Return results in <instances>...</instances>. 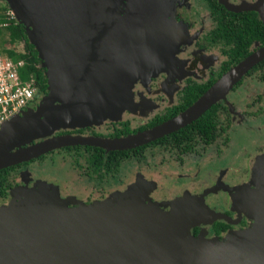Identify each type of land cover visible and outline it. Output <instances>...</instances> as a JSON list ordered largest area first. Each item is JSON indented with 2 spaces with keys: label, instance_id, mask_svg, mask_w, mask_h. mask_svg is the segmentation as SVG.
Returning a JSON list of instances; mask_svg holds the SVG:
<instances>
[{
  "label": "water",
  "instance_id": "95a60500",
  "mask_svg": "<svg viewBox=\"0 0 264 264\" xmlns=\"http://www.w3.org/2000/svg\"><path fill=\"white\" fill-rule=\"evenodd\" d=\"M7 1L37 51L48 92L35 112L22 110L0 126V168L72 143L113 150L155 140L198 118L264 58L263 46L224 72L183 112L142 132L114 139L57 136L13 151L61 127L120 114L117 96L160 69L152 45L162 47L167 40L147 35L152 22L125 14L122 0ZM107 95H117L113 108L101 109L100 96ZM259 187V195L264 194V183ZM135 190L132 185L109 199L69 206L71 200L45 182L15 189L23 199L0 207V264H264L263 213L223 240L206 241L191 235L190 227L220 214L192 215L175 206L165 211L137 198ZM231 239L239 246L232 247Z\"/></svg>",
  "mask_w": 264,
  "mask_h": 264
},
{
  "label": "flooded vegetation",
  "instance_id": "af4514ba",
  "mask_svg": "<svg viewBox=\"0 0 264 264\" xmlns=\"http://www.w3.org/2000/svg\"><path fill=\"white\" fill-rule=\"evenodd\" d=\"M132 1L122 0L125 14L136 13L141 21H151L147 35L167 40L162 47L151 44L156 52L153 62L157 61L160 69L134 80L125 90L127 94L117 96L116 92L121 100L120 114L59 128L13 151L57 136L114 139L160 125L183 112L224 72L264 46V0H137V5ZM230 36L234 37L231 41ZM159 48L163 54L158 53ZM251 84L253 89L261 85L262 91L243 99L241 93ZM47 92V85L44 90L37 89L23 110L35 112ZM116 96H100L101 109L113 108ZM182 129L186 133L178 135ZM65 153L76 178L63 166L64 160L53 161L54 154ZM262 153L264 58L198 118L155 140L113 150L72 143L0 168V206L10 202L15 189L32 186L34 180L45 179V173L51 179L45 180L58 185L61 195L68 190L85 203L125 192L133 185L137 198L164 202L168 205L161 207L166 211L173 206L186 211L197 201L201 212L220 214L209 223L191 226L190 232L206 241L223 240L251 224L244 210L248 203L239 202V198L252 197L259 190L252 182L251 163ZM45 160L51 166H32ZM33 168L42 178L34 177ZM172 202L175 204L170 205Z\"/></svg>",
  "mask_w": 264,
  "mask_h": 264
},
{
  "label": "rangeland",
  "instance_id": "374dc122",
  "mask_svg": "<svg viewBox=\"0 0 264 264\" xmlns=\"http://www.w3.org/2000/svg\"><path fill=\"white\" fill-rule=\"evenodd\" d=\"M5 7V8H7L6 10H0V12H3V14L5 15V19H11V20H14V21H19L17 18H15V16H14V14L12 13V11H11V6H10V3H9V1H7V0H0V7ZM9 11V12H8ZM7 12L8 13H10V16L12 17V18H9V15L7 14ZM6 30H5V28H0V45H1V47H7V48H9V47H11V48H14L16 51H22L23 50V43H14V45L12 44V43H9V42H6L4 45L3 44H1V43H3L4 41H6V38H7V35H6ZM40 65H41V62H40ZM256 85V84H255ZM253 87H254V85H252L251 84V86L250 87H248L244 92H242L241 93V96L243 97V99H246V97L247 98H250V96H252V95H257V93H259V92H261L262 91V87H261V85H256V88H254L253 89ZM254 90H255V92H254ZM253 93H256V94H253ZM254 97V96H253ZM28 110V109H27ZM25 111V110H24ZM62 128V127H61ZM48 158V157H47ZM62 160H64V163H63V166L65 167V168H67V171H69V173H71V174H75L73 177H75L76 178V176L78 177V174H77V172L74 170V167H72L71 166V163H70V157H68V154L67 153H65V154H62V155H57V154H54V162L55 163H59V162H61ZM32 166L33 167H37V166H51V164H50V161L49 160H45V161H43L42 163H40V164H38L37 162H34L33 164H32ZM34 170V172H35V168H33ZM151 170L153 169V168H150ZM48 175L49 174H47V173H45V179L47 178L48 180H51L49 177H48ZM82 177H83V175L82 174H80ZM149 175H151V174H149ZM42 176L43 175H40L39 173L37 174L36 172H35V178H42ZM251 177H252V182L253 183H256V185H258L259 186V183H261V184H263L264 183V153H262V154H258L257 156H255L254 157V160L252 161V163H251ZM74 178V179H75ZM45 179H36V180H34V182H33V185L32 186H30V187H33L36 183H38L39 181H41V182H45V183H47V184H49V186L50 185H52L53 186V188H55L57 191H58V194L61 196V198L62 199H67V200H71L69 203H68V205L69 206H72V205H75V204H78V203H85V201L83 200V199H76L72 194H71V191H66L63 195H61L60 194V191H59V187H58V185H56V184H54V183H52V182H50V181H47V180H45ZM53 180L55 179V176H53V178H52ZM74 179H72V180H74ZM146 179V178H145ZM55 182L57 181V179L56 180H54ZM146 181H148V180H146ZM67 181H64V185L63 186H65V187H67L68 185H67V183H66ZM46 186V185H45ZM26 186H23L22 188H25ZM30 187H26V188H30ZM69 187H71V185H69ZM87 191H89L90 193H92V194H94L95 192L93 191V190H91L90 188H88V189H86ZM256 190V189H255ZM87 191H85V193L87 192ZM14 192H16V191H14ZM14 192H12V198L10 199V202H12V201H14V200H16V201H20V200H22L23 198H22V195L21 194H19V196H18V194H15ZM259 192H260V187H259V190L257 191V193L255 192V194H254V196H252L251 197V194H250V196L249 197H247V195H245L244 197H240L239 198V202H241V203H245V204H247V203H250V202H252L253 201V203H252V205L247 209V211H246V215L251 219V223H253L255 220V218L254 217H256V215L257 214H261V213H263L264 214V194H260L259 195ZM17 193V192H16ZM116 193H118L117 191L116 192H114V193H112L110 196H108V197H106V198H104V199H102V200H106V199H109L112 195H114V194H116ZM120 193V192H119ZM64 195H67V197L66 196H64ZM95 197H98L96 194H95ZM102 200H95V201H102ZM146 201V203H147V199L145 200ZM9 202V203H10ZM152 202H156V201H153L152 200ZM8 203V204H9ZM156 203H158V202H156ZM197 201L196 202H192L191 203V206L189 207V213H191L192 215H199L200 214V212L202 211V207H200L199 205L198 206H196L197 205ZM159 204V206L161 207V204H166V203H158ZM5 205H7V204H5ZM166 205H168V204H166ZM166 205H163V206H166ZM1 206H3V205H1ZM0 206V207H1ZM162 208V207H161ZM208 208V207H207ZM162 209H164V208H162ZM171 209H172V207H171ZM166 211V210H165ZM261 212V213H260ZM251 225V224H250ZM247 228V227H246ZM243 229H245V228H243ZM240 230H242V229H240ZM239 231V230H238ZM236 232V231H235ZM241 236H243V235H241ZM242 238V237H241ZM179 241L182 243V244H188V240L187 239H183L182 237L181 238H179ZM231 245H232V247H238L239 246V241H237L236 239H231Z\"/></svg>",
  "mask_w": 264,
  "mask_h": 264
},
{
  "label": "built area",
  "instance_id": "2783aa9c",
  "mask_svg": "<svg viewBox=\"0 0 264 264\" xmlns=\"http://www.w3.org/2000/svg\"><path fill=\"white\" fill-rule=\"evenodd\" d=\"M8 12L9 18H12ZM5 25L0 21V27ZM23 66L24 60L10 58L0 46V126L11 116L21 112L37 90L33 77L22 78Z\"/></svg>",
  "mask_w": 264,
  "mask_h": 264
},
{
  "label": "trees",
  "instance_id": "16d2710c",
  "mask_svg": "<svg viewBox=\"0 0 264 264\" xmlns=\"http://www.w3.org/2000/svg\"><path fill=\"white\" fill-rule=\"evenodd\" d=\"M7 8L0 7V10H6ZM0 21L4 22L6 25L0 28H5L6 30V41L1 44H5L6 42L12 43H23V50L16 51L14 48L1 47L3 53L14 60L22 59L24 60V66L21 68V76L23 79H28L30 76L33 77L34 83L37 86V89L44 90L46 88V77L44 75V69L40 65V60L37 56V51L34 46L29 42V39L26 35L25 28L23 24L11 20L5 19V15L3 12H0ZM234 37L230 36L229 40L231 41ZM1 46V45H0ZM205 115V114H204ZM201 119V118H199ZM198 119V120H199ZM185 129L177 132L178 135H184ZM167 137V136H166Z\"/></svg>",
  "mask_w": 264,
  "mask_h": 264
}]
</instances>
